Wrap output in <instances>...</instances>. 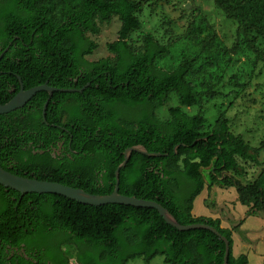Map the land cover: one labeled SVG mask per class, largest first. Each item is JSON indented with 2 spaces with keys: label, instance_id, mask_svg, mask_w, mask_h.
Returning a JSON list of instances; mask_svg holds the SVG:
<instances>
[{
  "label": "trees",
  "instance_id": "trees-1",
  "mask_svg": "<svg viewBox=\"0 0 264 264\" xmlns=\"http://www.w3.org/2000/svg\"><path fill=\"white\" fill-rule=\"evenodd\" d=\"M214 4L245 35L264 33V0ZM140 10L139 0H0V104L19 91L18 78L25 90L45 82L63 89L88 84L82 92H54L45 121L44 91L0 115V165L18 176L108 195L124 150L141 145L160 155L131 152L119 170L118 192L161 204L181 225L212 226L227 240V264H247L245 254H232L231 230L218 219L193 216L192 209L205 185H216L235 188L237 201L249 207L245 217L264 214V185L239 179L246 172L240 162L254 163L256 154L226 118L206 126L202 114L184 112L202 100L187 80L198 57L183 55L166 71L156 60L170 54L172 39L160 44L146 33L142 48H131ZM112 17L120 23L117 38L107 44L113 57L88 61L97 44L87 34L97 33L96 20ZM172 94L178 105L168 108L167 119H157L155 108ZM58 136L69 157L46 151ZM20 243L32 260L15 255L8 262L5 247ZM68 244L75 264H150L157 255L164 264H222L225 251L209 230L179 231L154 209L89 206L48 193L21 197L0 185V264H70L62 250Z\"/></svg>",
  "mask_w": 264,
  "mask_h": 264
},
{
  "label": "rangeland",
  "instance_id": "rangeland-1",
  "mask_svg": "<svg viewBox=\"0 0 264 264\" xmlns=\"http://www.w3.org/2000/svg\"><path fill=\"white\" fill-rule=\"evenodd\" d=\"M139 1L141 10L136 16L141 28L130 34L131 48L140 50L146 33H150L160 44L172 39L170 54L156 60V66L166 71L174 70L183 55L199 58L187 80L196 92L202 94V100L199 106L183 108L184 112L202 114L206 126L213 125L220 116L226 118L233 134L241 135L257 157L254 163L240 162L246 172L243 177L236 178L245 183L264 185V33L245 35L236 22L227 19L216 7L214 0ZM96 24L97 33L87 34L97 44L96 49L86 56L88 61L113 57L107 50V44L117 38L120 27L116 17L108 22L96 20ZM177 105V98L172 94L162 106L155 108L154 115L159 120H165L168 108ZM236 196L233 187L214 185L206 189L205 185L201 197L193 202L192 215L204 216L210 211H221L225 203L234 208L229 212L222 211L223 215L240 216L243 206L238 201L235 204L232 202ZM203 197L206 199L202 202ZM259 223L260 220L248 222L249 229H257ZM259 229L261 231L256 230L250 236L252 248L245 249L249 264H264V241H254L255 234H261L264 240V225ZM62 250L73 262L74 249L65 245ZM128 264L143 262L135 259ZM150 264L164 263L157 255Z\"/></svg>",
  "mask_w": 264,
  "mask_h": 264
},
{
  "label": "water",
  "instance_id": "water-1",
  "mask_svg": "<svg viewBox=\"0 0 264 264\" xmlns=\"http://www.w3.org/2000/svg\"><path fill=\"white\" fill-rule=\"evenodd\" d=\"M18 80L20 82L19 91L9 101H7L4 104H0V115L7 114L9 112L15 111L16 109L23 107L37 92L44 91L48 94V98L42 108L43 121H45V110L48 101L54 92H61V93L82 92V90L88 86V84H86L81 89H63V88H55L48 86L47 83L45 82L41 85L34 86L25 90L23 88L21 80L19 78ZM131 152H137L148 156L160 155L159 153L148 152L141 145H136L126 148L123 152V161L118 165V167L115 169L114 172L115 186L113 188V191L108 195H93L86 193L81 189L62 185L57 182H49V181L37 180L35 178L18 176L2 168L1 165H0V185L5 187L6 189H12L19 192L21 197L26 193H37V194L48 193V194H57L62 197L68 198L70 200L76 201L80 204L89 205V206L120 204L125 206H132L136 208L154 209L163 218L166 224L174 227L179 231H186L191 229H205V230H209L210 232L218 236L225 244V251H224L222 264H227V256H228L227 240L224 236L219 234V232L212 226H209L204 223L181 225L161 204L151 200L136 198L134 196H125L118 192L119 170L125 167Z\"/></svg>",
  "mask_w": 264,
  "mask_h": 264
},
{
  "label": "crops",
  "instance_id": "crops-1",
  "mask_svg": "<svg viewBox=\"0 0 264 264\" xmlns=\"http://www.w3.org/2000/svg\"><path fill=\"white\" fill-rule=\"evenodd\" d=\"M202 192L194 199V201L197 198L201 197ZM206 199V197L202 199V202ZM193 201V202H194ZM217 202V201H216ZM234 204L237 202V196L235 197V200L232 201ZM218 203V202H217ZM225 207H223L221 209V211H210V213L208 215H204L205 217H211L213 219H218L220 221V226L223 228H228L231 230V237H232V254L233 256H238L240 254H245L247 256L248 259V263L249 264V258H248V252L247 249H251V245L249 244L250 241H253L251 239V234L254 231H261V229H259V227L261 228L264 225V220H262L264 218V214H260L258 212H254L253 215L245 217L246 212L249 210L248 206H243V208L241 209V215L240 216H225L223 215L222 211L224 212H229L230 210H233L234 206L233 205H229V204H225ZM192 214H193V209H192ZM197 216V215H194ZM199 216V215H198ZM203 216V215H200ZM233 218V222L232 221ZM244 218L243 222L240 224V226H236L237 223L240 221V219ZM252 220H260L259 223V227L257 229H249L248 226V222L252 221ZM234 223L236 225H234ZM243 232V233H242ZM242 233V234H241ZM256 233V232H255ZM254 233V234H255ZM259 235V236H257ZM259 239L263 240V237L261 236V234H255L254 236V241H258ZM260 258L263 259L262 256H260Z\"/></svg>",
  "mask_w": 264,
  "mask_h": 264
},
{
  "label": "flooded vegetation",
  "instance_id": "flooded-vegetation-1",
  "mask_svg": "<svg viewBox=\"0 0 264 264\" xmlns=\"http://www.w3.org/2000/svg\"><path fill=\"white\" fill-rule=\"evenodd\" d=\"M61 136H58V138L53 141L49 147L46 149V151L49 152V154L53 157V158H59L61 159V157H63V155L65 154L67 157H69V154L67 153V150L64 146V142L62 140H59ZM43 151H39V153H42ZM33 153H36V151H33ZM79 189V188H78ZM82 190V189H81ZM57 235H59L57 233ZM65 246V245H64ZM67 246H70L72 247L71 245H67ZM10 245L6 246L5 247V251L6 252H9V256L6 257V259L8 260V262L10 261L11 263V259L12 257H14L15 255H17V257H22L24 259H30L32 260L31 258L28 257V255L25 253V250H24V247H23V243H20L19 246H13V247H10ZM63 247V245H62ZM73 248V247H72ZM35 263V261H34ZM48 263V262H47ZM69 263L70 264H75V259L73 260V262H71L69 260Z\"/></svg>",
  "mask_w": 264,
  "mask_h": 264
}]
</instances>
